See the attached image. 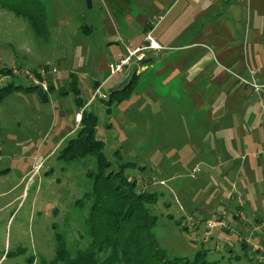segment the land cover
Segmentation results:
<instances>
[{
    "label": "rangeland",
    "instance_id": "rangeland-1",
    "mask_svg": "<svg viewBox=\"0 0 264 264\" xmlns=\"http://www.w3.org/2000/svg\"><path fill=\"white\" fill-rule=\"evenodd\" d=\"M38 1L45 11V40L36 38L25 20L0 10V90L31 88L0 99V264L49 263L59 243L69 258L86 248L85 195L94 159L57 160L83 110L96 118L94 137L109 171L128 164L124 175L135 190L154 194L147 206L155 217L152 233L169 258L191 260L202 252L216 264H264V163H257L264 159V80L248 78L255 73L251 66L222 63L207 42L200 41L188 58L159 48L176 40L171 27L181 11L189 6L197 15L208 0ZM212 1V8L220 7ZM259 4L264 12V2ZM248 7L245 0L238 5L242 13ZM145 14L152 24L163 17L151 36L156 46L143 52L153 62L129 95L108 110L99 95L122 87L140 66L132 62L107 79V65L128 45L146 42ZM189 70L192 82L181 91L177 82ZM210 94L215 108L206 124L192 98ZM220 105L242 106L241 114H220ZM222 135L235 150L239 170L209 166L204 158V142L211 141L214 154V140ZM239 211L246 220L242 225L232 219ZM243 240L260 263L249 261ZM231 243L228 254L222 246Z\"/></svg>",
    "mask_w": 264,
    "mask_h": 264
},
{
    "label": "trees",
    "instance_id": "trees-1",
    "mask_svg": "<svg viewBox=\"0 0 264 264\" xmlns=\"http://www.w3.org/2000/svg\"><path fill=\"white\" fill-rule=\"evenodd\" d=\"M0 10L25 20L33 35L45 40V11L38 0H0ZM137 77L133 71L122 87L109 91L105 100H101L105 108L109 110L110 106L125 99ZM18 90L29 92L31 88L8 86L0 90L3 91L0 99ZM41 101L47 102L45 97ZM95 122V116L83 110L73 137L66 141L57 156L61 162L82 160L87 156L94 159L95 170L87 175L90 188L85 195L88 210L83 235L87 246L69 258L59 243L53 261L39 264H216L205 260L202 252H196L191 260L169 258L158 247L152 233L155 217L147 208L155 201L154 194L135 190V182L124 175V170L130 168L128 164H119L117 171H109L110 164L103 156L102 143L94 137ZM101 255L106 256L98 262Z\"/></svg>",
    "mask_w": 264,
    "mask_h": 264
},
{
    "label": "crops",
    "instance_id": "crops-1",
    "mask_svg": "<svg viewBox=\"0 0 264 264\" xmlns=\"http://www.w3.org/2000/svg\"><path fill=\"white\" fill-rule=\"evenodd\" d=\"M242 1L243 0H217L218 2L217 4H219L220 7L212 8L210 6V3L208 2H213V1L208 0L205 2L207 6L204 8L202 12H200L197 15H194L192 13V8L187 6L185 10L180 12L181 18L174 20L173 25L171 27V32L173 30L176 31L175 32L176 40L169 46H160L159 47L160 50L175 51L179 53L181 57L188 58L190 53H192L193 51L192 49L200 46L199 44L200 41L207 42L209 46L217 50V52H215L216 54L215 53L213 54L216 57H219L222 63L226 65H231L235 69L242 68L243 64L248 67L251 66L255 68L254 77H256V79L258 80L259 79L264 80V12H262V10L260 9L261 8V5L259 4L260 0H257V4L259 8L257 12H254L253 10L255 1L253 2V0H245L246 3L248 1L250 7H248L247 11L242 13L241 11H239L238 8V5ZM262 1L264 2V0ZM148 15L147 14L144 15L145 19L143 21V26L141 28V34H143V29H145L144 36L148 34L149 39L151 41L153 29L155 25L163 17L158 16L156 23L152 24V22L149 20ZM162 21L160 22L159 25H161ZM223 25L224 28H222ZM88 32L89 31L87 30L85 31L86 34ZM144 36H143V40L145 38ZM151 43L153 44V46H156L155 43L153 42ZM128 46L130 47V45ZM135 47L137 46H133V48ZM150 50L151 49L147 51ZM152 62L153 60L151 58L145 56L142 59V61L138 63L140 69L138 72L136 71V74L138 76L137 81L139 79L140 73L143 72L148 65L152 64ZM188 69H189V64H188ZM193 76L194 75L190 70L187 73H185L184 77L177 82V89H180L182 91L183 87H186V90H188L189 85L192 82ZM108 78L109 76L107 77V79ZM248 78H249V74H248ZM222 81L224 84H226L228 80L225 77H223ZM94 84L98 86L96 82H94ZM94 84H93V88H95ZM192 100L194 101L192 106H194V110L196 111V113L197 114L202 113L203 121L206 124H209L215 108L213 105L212 95L210 94L207 97H204L201 101L199 98L194 96ZM258 102L260 103L259 99ZM240 110H242V106H236V105H231V106L220 105V108L218 109L220 114H232L235 116L241 114ZM76 118H77L76 120L79 121L78 114L76 115ZM225 126L226 124H223L222 127ZM220 137L224 139L214 140V144H215L214 154L210 150L211 141L206 140L204 142L203 153L205 160L207 161V163H209V166H212L213 163H216V166H218L219 168H223L227 171H232L234 169L239 170L241 165L233 164L234 156H232V154L235 153V150L227 146L229 141L224 137V135ZM217 152L219 154H216ZM257 163H259L258 164L259 166H262L264 163V159H259ZM243 192L248 194L247 191H243ZM250 217H252V215ZM257 217L258 216H254L252 217V219L255 220ZM232 219L235 222L239 223L240 225H242V223L246 221L245 217L242 216L240 211L235 213V215L232 216ZM245 226L247 227V225ZM240 238H241L240 236L237 237V242ZM240 244L244 245L245 244L244 240L241 241ZM245 245H246L245 249L248 252L249 261L256 260V258L258 257L256 256H254V258L251 257V254L253 253L250 251V246H247V244ZM222 247L223 250L227 249L228 254H231L230 252L234 249V245L232 243L225 244V246ZM222 247L220 249H222ZM237 257L238 256H234L236 260L238 259ZM260 261L257 262L260 263Z\"/></svg>",
    "mask_w": 264,
    "mask_h": 264
},
{
    "label": "built area",
    "instance_id": "built-area-1",
    "mask_svg": "<svg viewBox=\"0 0 264 264\" xmlns=\"http://www.w3.org/2000/svg\"><path fill=\"white\" fill-rule=\"evenodd\" d=\"M144 37H145L144 40L146 42L143 41L139 46H137L135 48H131L129 46L125 47L124 54L117 56L116 59H114V61L110 62L107 65L109 77H112V76L117 75V74H121L123 69L127 68V66H129V64L132 62H134L135 64H138L140 61H142L143 52L147 51L153 47V44L151 43L148 34L145 35ZM144 43H146V44H144ZM249 75H250V78L253 79L255 76V73L253 71H251ZM251 87L254 90V92H256L258 90L257 87L255 85H253V83L251 84ZM97 89H98V87L94 90L96 94H98ZM263 89H264V87H263ZM98 98L100 100H105L106 97L104 95H99ZM90 100H92V98ZM260 115H261L262 126L264 128V107H260ZM219 226L222 227L221 224ZM244 243L246 244V241H244Z\"/></svg>",
    "mask_w": 264,
    "mask_h": 264
}]
</instances>
